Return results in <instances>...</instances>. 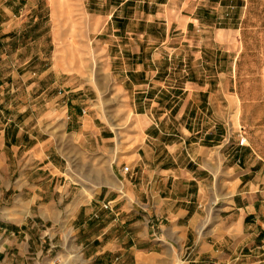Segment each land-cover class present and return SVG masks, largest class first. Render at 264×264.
<instances>
[{"label": "crops", "instance_id": "crops-1", "mask_svg": "<svg viewBox=\"0 0 264 264\" xmlns=\"http://www.w3.org/2000/svg\"><path fill=\"white\" fill-rule=\"evenodd\" d=\"M1 1L0 264H41L51 255L45 222L60 230L63 214L92 239L91 264H264V158L250 145L241 167L234 147L221 145L235 97L218 62L199 60L205 51L190 27L201 0L84 1L101 68L138 118L127 135L87 82L67 75L61 51L53 79L37 77L42 54L34 62L19 44L29 19ZM220 43L214 33L213 49ZM72 166L86 167L84 183L65 176ZM107 201L112 212L102 209Z\"/></svg>", "mask_w": 264, "mask_h": 264}, {"label": "rangeland", "instance_id": "rangeland-1", "mask_svg": "<svg viewBox=\"0 0 264 264\" xmlns=\"http://www.w3.org/2000/svg\"><path fill=\"white\" fill-rule=\"evenodd\" d=\"M84 1L9 0L5 6L14 17L20 18L23 15V19H29L28 33H24L19 44L31 53L34 62L42 54L43 60L35 66L39 71L37 77L49 75L47 77L53 79L50 68L56 51H61L60 61L66 65L64 71L67 75L85 80L88 84L86 89L92 92L94 103L104 111L116 131L127 135L139 129L138 118L122 87L113 78L110 85V71L101 68L106 59L98 51V40L90 27L91 19L85 11ZM197 6L198 16L193 17L190 31L194 32L192 40L201 43L205 51L199 60L204 61V65L208 61L218 62L220 72L228 76L224 81L226 88L230 83V91L235 97L236 113L230 119L232 129L230 133H224L221 145H230L232 149L234 147L230 158H235L236 164L245 167L249 159H244L241 149L250 148L251 145L264 158V0H201ZM217 32L221 43L217 49H213L212 36ZM196 56L189 54L188 59L194 60ZM69 62L73 64L72 68H68ZM60 90L58 86L55 93H61ZM109 108L112 114L108 112ZM83 113L86 111L83 110ZM61 131L63 142L66 137ZM56 133L58 135V130ZM242 138L247 139L245 145L240 144ZM127 166L131 167L130 164L121 167L125 174L130 173V170L125 172ZM85 169L78 167L76 171V167H69L65 176L84 183L88 178ZM106 203L110 206L111 203L107 201L102 204V209L107 211L104 207ZM110 210L113 211L112 206ZM73 217L71 214L61 215L57 221L60 230L54 229L56 222H45L44 252L47 255L50 250L51 255L47 258L42 256L41 260H44L41 264H91L88 249L92 239L83 241V224ZM101 217L100 211L94 212L87 222L98 221ZM117 218L115 215L114 221ZM50 237H53L52 240ZM245 253L246 249L242 255Z\"/></svg>", "mask_w": 264, "mask_h": 264}, {"label": "built area", "instance_id": "built-area-1", "mask_svg": "<svg viewBox=\"0 0 264 264\" xmlns=\"http://www.w3.org/2000/svg\"><path fill=\"white\" fill-rule=\"evenodd\" d=\"M246 142H247V139H246V138H242L240 144H241V145H245ZM129 170H130V167H129V166L125 167V172H128ZM104 207H105L106 209H108V210L111 209V206H110V204H108V203H106V204L104 205Z\"/></svg>", "mask_w": 264, "mask_h": 264}]
</instances>
